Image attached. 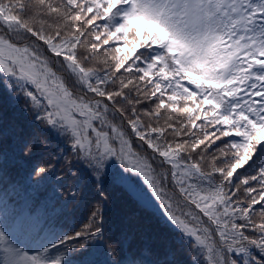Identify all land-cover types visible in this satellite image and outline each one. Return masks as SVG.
Returning a JSON list of instances; mask_svg holds the SVG:
<instances>
[{"label": "snow or ice", "instance_id": "obj_1", "mask_svg": "<svg viewBox=\"0 0 264 264\" xmlns=\"http://www.w3.org/2000/svg\"><path fill=\"white\" fill-rule=\"evenodd\" d=\"M0 76L42 126L0 139L63 189L58 215L0 200V264H264V0H0ZM109 176L179 249L121 257L155 226L112 241Z\"/></svg>", "mask_w": 264, "mask_h": 264}, {"label": "trees", "instance_id": "obj_2", "mask_svg": "<svg viewBox=\"0 0 264 264\" xmlns=\"http://www.w3.org/2000/svg\"><path fill=\"white\" fill-rule=\"evenodd\" d=\"M22 108V121L26 122L33 128V132L39 134L41 132L42 126L38 121L35 120L34 114L31 110H29L28 106L22 101L21 103ZM22 131L25 134L30 133V131L24 126H21ZM50 140V147L46 152H43V157L45 159H49V153L55 154L58 148L62 145V142L59 141L54 135L47 134ZM136 146L134 142V147ZM40 158V153L37 154L36 159ZM59 169V166H57ZM119 165H117V168ZM59 175V171L57 172ZM87 183V181H86ZM106 184L108 190L112 193V199L109 202V209L108 217L112 224V241L119 242L122 239V232L127 231V226L129 224H135L139 221H144L145 223L156 225V220L152 215L151 211L145 210L142 208L138 203L134 201V198L131 196L127 190L117 183H115L111 176L106 178ZM57 187V190L54 192L53 188ZM32 191H36V195L40 196V200L38 203H41L40 207L46 210L51 215H58L59 214V205L56 203V197L60 195V192L63 189H59L56 181H46L45 183L36 186L34 185L31 188ZM87 192L95 191L94 187L88 183ZM63 199V197H61ZM71 208V206H69ZM87 206L82 205L79 206L73 214L67 218L68 222H79L82 218L87 215ZM160 229H167L164 225H158L155 227H159ZM153 227V228H155ZM171 235V240L176 241L175 237L169 232ZM129 239L123 243V247L120 251L121 257L124 259H131L133 252L134 244L141 238L139 234L135 231H128ZM119 258V257H117ZM99 259H104L103 256H100Z\"/></svg>", "mask_w": 264, "mask_h": 264}]
</instances>
